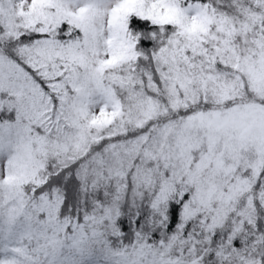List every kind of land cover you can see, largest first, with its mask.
Returning <instances> with one entry per match:
<instances>
[{"label":"clouds","instance_id":"clouds-1","mask_svg":"<svg viewBox=\"0 0 264 264\" xmlns=\"http://www.w3.org/2000/svg\"><path fill=\"white\" fill-rule=\"evenodd\" d=\"M0 264H264V0H0Z\"/></svg>","mask_w":264,"mask_h":264}]
</instances>
